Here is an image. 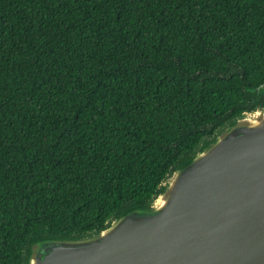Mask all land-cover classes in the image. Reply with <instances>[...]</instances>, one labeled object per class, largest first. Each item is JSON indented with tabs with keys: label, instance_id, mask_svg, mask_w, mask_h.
Returning a JSON list of instances; mask_svg holds the SVG:
<instances>
[{
	"label": "trees",
	"instance_id": "trees-1",
	"mask_svg": "<svg viewBox=\"0 0 264 264\" xmlns=\"http://www.w3.org/2000/svg\"><path fill=\"white\" fill-rule=\"evenodd\" d=\"M263 107L264 0H0V264L151 207Z\"/></svg>",
	"mask_w": 264,
	"mask_h": 264
},
{
	"label": "water",
	"instance_id": "water-1",
	"mask_svg": "<svg viewBox=\"0 0 264 264\" xmlns=\"http://www.w3.org/2000/svg\"><path fill=\"white\" fill-rule=\"evenodd\" d=\"M253 113L175 169L151 207L40 239L27 264H264V107Z\"/></svg>",
	"mask_w": 264,
	"mask_h": 264
},
{
	"label": "rangeland",
	"instance_id": "rangeland-1",
	"mask_svg": "<svg viewBox=\"0 0 264 264\" xmlns=\"http://www.w3.org/2000/svg\"><path fill=\"white\" fill-rule=\"evenodd\" d=\"M253 116H254V113H249V114L245 115L244 118H252Z\"/></svg>",
	"mask_w": 264,
	"mask_h": 264
}]
</instances>
